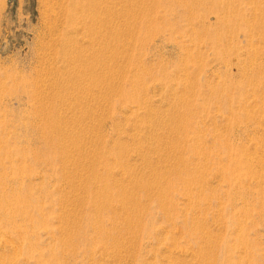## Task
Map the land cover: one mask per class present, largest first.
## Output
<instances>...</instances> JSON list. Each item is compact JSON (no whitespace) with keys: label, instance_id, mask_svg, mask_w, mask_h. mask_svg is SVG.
<instances>
[{"label":"rangeland","instance_id":"374dc122","mask_svg":"<svg viewBox=\"0 0 264 264\" xmlns=\"http://www.w3.org/2000/svg\"><path fill=\"white\" fill-rule=\"evenodd\" d=\"M0 264H264V0H0Z\"/></svg>","mask_w":264,"mask_h":264},{"label":"bare ground","instance_id":"6f19581e","mask_svg":"<svg viewBox=\"0 0 264 264\" xmlns=\"http://www.w3.org/2000/svg\"><path fill=\"white\" fill-rule=\"evenodd\" d=\"M140 1V0H139ZM102 3V2H101ZM125 3V2H124ZM84 4V3H83ZM100 4V3H99ZM118 4V3H117ZM95 5V4H94ZM92 6V5H91ZM104 7V6H103ZM94 9V8H93ZM96 9V8H95ZM101 9V8H100ZM114 9V8H113ZM96 11V10H95ZM102 11V10H100ZM97 12V11H96ZM105 12V11H104ZM97 16V15H96ZM96 19V18H95ZM103 20V19H102ZM99 21V20H98ZM104 21V20H103ZM107 22V21H106ZM107 24V23H106ZM106 28V27H105ZM90 30V29H89ZM118 35V34H117ZM116 147V146H115ZM122 150V149H121ZM115 156V155H114ZM68 157V156H67ZM3 203V202H2ZM12 215V214H11ZM7 239V238H6ZM6 242V241H5ZM10 242V241H9ZM8 243V242H7ZM18 252V251H17ZM20 253V252H18ZM17 255V254H16ZM17 259V258H16Z\"/></svg>","mask_w":264,"mask_h":264}]
</instances>
